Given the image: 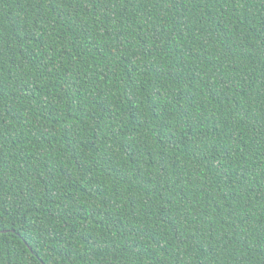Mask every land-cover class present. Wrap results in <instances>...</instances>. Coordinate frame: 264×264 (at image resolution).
<instances>
[{
	"label": "trees",
	"instance_id": "1",
	"mask_svg": "<svg viewBox=\"0 0 264 264\" xmlns=\"http://www.w3.org/2000/svg\"><path fill=\"white\" fill-rule=\"evenodd\" d=\"M0 264H264V0H0Z\"/></svg>",
	"mask_w": 264,
	"mask_h": 264
}]
</instances>
